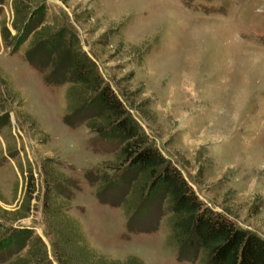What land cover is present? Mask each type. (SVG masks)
I'll return each mask as SVG.
<instances>
[{
    "label": "rangeland",
    "instance_id": "1",
    "mask_svg": "<svg viewBox=\"0 0 264 264\" xmlns=\"http://www.w3.org/2000/svg\"><path fill=\"white\" fill-rule=\"evenodd\" d=\"M71 48L203 204L264 240V0H0V264L30 241L60 264L42 214L52 177L87 250L201 264L170 240L161 197L129 208V169L112 184L120 140L66 107Z\"/></svg>",
    "mask_w": 264,
    "mask_h": 264
},
{
    "label": "trees",
    "instance_id": "2",
    "mask_svg": "<svg viewBox=\"0 0 264 264\" xmlns=\"http://www.w3.org/2000/svg\"><path fill=\"white\" fill-rule=\"evenodd\" d=\"M69 41H73L72 37ZM74 49L71 48L68 61L71 75L64 93L66 107L74 111L81 107L91 109L84 118L85 126L103 137L116 136L120 140L114 157L117 165L109 163L107 166L109 170L117 167L116 171H122L113 179L114 185H119L126 169L132 172L127 191L129 208L144 202L151 193L161 197L169 211L170 240L175 246L191 248L201 264H264L263 238L240 228L224 213L203 204L180 170L152 145L119 97L103 81L95 65ZM63 119L70 124L69 118ZM55 179L52 177L45 182L42 214L58 263L144 264L136 256L118 261L87 250L81 243L78 223L67 213L68 203L59 198V189L50 184ZM32 190L29 181L27 193ZM19 231V228H11L9 233ZM35 242L30 241L22 258H15L13 263L48 264L45 262L44 245L40 241Z\"/></svg>",
    "mask_w": 264,
    "mask_h": 264
}]
</instances>
